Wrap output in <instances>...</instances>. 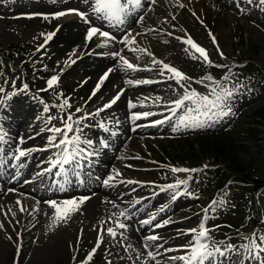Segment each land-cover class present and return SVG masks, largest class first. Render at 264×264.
<instances>
[{
	"label": "rangeland",
	"instance_id": "rangeland-1",
	"mask_svg": "<svg viewBox=\"0 0 264 264\" xmlns=\"http://www.w3.org/2000/svg\"><path fill=\"white\" fill-rule=\"evenodd\" d=\"M149 1L141 0V7L129 24L134 10L131 5H128L124 22L118 23L94 13V0H0L2 162L15 173L18 162L12 156L16 150H31L21 163L31 165L28 172L33 174L36 166L29 155L37 147L20 145L18 132L23 131L21 127H27L32 135L36 130L48 139L52 133L47 129L63 128L61 118L71 115L74 132L69 133V137L79 135L82 140L92 142V147L84 143L79 145L84 152L77 156L78 166L66 165L76 173L77 180L84 183L85 189H93L92 194H96L101 189L111 192L119 188L127 192L131 201L152 195L151 201L154 200L143 213L163 214L150 222L145 233L159 237L154 243L159 244L160 251H165L173 262L178 259L172 257L188 254L183 250L193 240L188 230L198 229L200 222H205L213 233L211 243L224 249L233 245L240 250L217 256L211 264H234L242 252L241 246L249 242L247 237L253 233L264 235V192L256 196L249 185L251 179H264V5L259 0L251 4L247 0ZM70 10L84 13L86 19ZM59 12L69 14L53 18ZM141 14L144 21L134 26ZM91 27L108 32L113 39L105 40L96 35L87 40ZM48 34L54 35L46 42ZM189 37L207 50L211 65L193 52L197 58L190 59L195 65L181 71L191 79L178 84L171 73H162V68L169 62L168 56L181 53V50L189 55L192 50L186 52L188 46L182 42ZM176 42L181 43V47H177ZM121 58L134 69H128ZM26 61L37 70L28 69ZM137 66H142V70H137ZM105 74L107 79L93 95ZM54 75L59 76V83L48 89L47 81ZM207 76L217 83L205 79ZM225 76L229 79L224 80ZM109 78L112 82L106 88ZM218 84L233 92L228 101L232 109L230 115L218 118L217 109L210 111L211 119L200 116L204 121L201 127L177 128L180 117L188 115L189 109H193L191 115H199L196 106L185 101L175 115L171 111L165 118H151L161 112L157 109L159 105L171 106L186 92L196 91L214 100L212 89L219 92ZM105 88L106 92L101 93ZM47 91L54 93L58 100L51 102L48 96L44 97L42 93ZM118 94L120 98L116 103L105 107ZM65 99L70 107L59 108ZM45 106L48 112H44ZM134 116L139 118L133 119ZM49 117L56 119L46 123ZM76 120L80 121L79 125L75 124ZM77 128L79 131H75ZM56 154L54 151L49 160H54ZM90 165L99 166L94 169L97 172L92 167L88 169ZM172 168L197 171L173 173ZM115 173L122 176L121 182L114 180ZM178 180L188 183L175 190L168 188ZM154 183L158 187H154ZM161 200L169 202L161 203ZM212 201L217 203L210 207ZM18 204L17 211L21 210L24 215L28 206L24 200H18ZM170 205H173L171 209ZM31 207V212L40 211ZM142 208L135 207L132 215ZM111 209L107 214L125 224L126 230L112 228L117 233L113 239L106 232L107 227L103 230L105 225H98L97 219L92 225L93 240L103 239L101 251L117 253L124 246H132L136 237L131 235L133 228L129 217L121 216L117 207ZM104 212L88 213V216L93 220L95 217L102 219L106 216ZM172 215L175 221L168 224ZM86 216L76 215L84 223ZM19 217L16 212L6 222L1 220L3 231H14ZM77 230L81 232L80 225L74 233ZM32 234L39 236L38 232ZM19 238L23 245L20 252L13 246L7 258H0V264H35L37 260L40 264H71L70 255L59 260L39 258L37 253H41L43 243L30 241L29 237ZM72 242L75 243L74 238ZM94 246L92 242L77 250L78 263L85 261ZM103 259L104 255L97 253L89 264H98ZM248 260L251 264H264V253Z\"/></svg>",
	"mask_w": 264,
	"mask_h": 264
},
{
	"label": "bare ground",
	"instance_id": "bare-ground-1",
	"mask_svg": "<svg viewBox=\"0 0 264 264\" xmlns=\"http://www.w3.org/2000/svg\"><path fill=\"white\" fill-rule=\"evenodd\" d=\"M139 19L140 21L137 19L134 26H137L140 22L144 21V16L141 14ZM58 43H60L59 40L57 41V44ZM176 46L181 47V43L176 42ZM56 50H58L57 47ZM190 58V55L182 53L181 50V53L168 56L170 63L168 62L167 64L175 65L180 71H187V69L190 70V67L195 65L194 61ZM137 67V70H142V66ZM165 76L168 75L166 74ZM107 81L108 83L106 88L110 87L112 79L109 78ZM106 88L101 93L106 92ZM173 105H159L157 109L161 110V112L153 114L151 118H165L169 113H171ZM21 128L23 131L18 132L20 145L28 144L37 147L32 155H29L31 161H34L35 163L36 170L33 174L29 173L28 169L31 165H22L21 161L24 158L23 157L20 161H16L18 162V172L14 173L11 169H9V167L2 164V156L0 153V258H2V256L7 258L12 251L13 246H15L16 250L20 252L23 245L21 244L19 237H23V240L28 239L29 237L30 241L37 240L40 243H43V246L40 248L41 253H37V256H39V258L45 256L47 260H59L70 255L69 261L71 264H81V260L80 263H78V258L76 256L78 253L77 250L80 249V247L89 246L90 243L94 242V256L99 253L103 254L105 257V259H103L104 261L98 264H182L179 260L173 262L171 257L167 255L165 251H160L159 244L154 243V241L147 240V237L151 235H149L150 233H145V228H148L150 223L145 224L143 222H152L155 219H160L163 214L158 213L157 211L145 214L143 213L151 206L154 200L153 199L151 201L152 195H147L138 201H131L129 200L127 192H124L119 188L118 190L115 189L111 192L101 189L96 194H88V192L82 189L80 183L77 182L75 172L70 170L71 167L65 166L67 169L66 175H68L65 179L57 176L59 173V167L53 168L50 172L45 171L46 169L51 168L49 159H51L52 153L60 150L50 146L48 144V139H44L43 136L37 134L36 130L34 132L35 135H32V133H29V129H27V127L22 126ZM132 169H137L134 171H138V168ZM114 180L121 182L122 176L119 173H115ZM59 186H62L63 188L58 190L56 193V190L58 189L57 187ZM71 186L74 187L72 188ZM116 187L117 185H115V188ZM68 188H70V190ZM40 190H43V193L39 194L38 191ZM21 192H27L29 194L22 195ZM57 194H62L63 196H57ZM81 194L87 195V197H81ZM61 198H64V201H79L83 199L85 200V203L80 207V210L69 217L67 221L58 222L54 225L52 219L54 216V210L49 206V203L57 202L58 204H62L64 201L61 200ZM18 200H24L25 205L28 206V210L24 215L21 214V210L17 211L19 210V204L17 206ZM166 201L168 200H161L160 202L165 203ZM31 206H35L37 208L36 210L40 211L31 212ZM137 206H143V208L138 209V211L132 215L131 211ZM172 206L173 205H170L168 208L171 209ZM111 207H117L121 212H124L126 216L129 217L133 228L131 235L136 237V241L132 244V246H124L117 253L104 250L101 251L104 244L103 239H101L103 242L99 245V247H96L98 240L97 237L95 241L93 240V221L98 219L97 222L100 227L105 225L103 230L106 229V227L108 230L109 228L112 229L117 226L118 222L107 214L112 212ZM103 210L106 212H104L106 216H103L102 219L95 217L93 220L91 216H88V213L89 215H92L99 212L101 213ZM16 212L17 216L20 217L18 225L14 227V231L13 229L8 231V233L6 230L3 231L4 226L1 220L6 222V219L15 216ZM78 213L87 215L86 223L80 221L81 219H77L76 215ZM168 221V224L174 222L175 215H172ZM200 223H204L205 226L207 225L205 222ZM79 225L81 232H78L77 230V232L74 233L75 228ZM32 232H38L39 236L32 234ZM151 232L153 233V230ZM209 235L210 241H212L211 238L213 233L210 229ZM73 238L75 243L72 242ZM210 241L209 243H211ZM145 245H147V248H145ZM221 249L224 248L222 247ZM148 251H152L155 254V260L148 257ZM38 261L39 260H37L35 264H40ZM235 264H247V262L237 259Z\"/></svg>",
	"mask_w": 264,
	"mask_h": 264
},
{
	"label": "snow or ice",
	"instance_id": "snow-or-ice-1",
	"mask_svg": "<svg viewBox=\"0 0 264 264\" xmlns=\"http://www.w3.org/2000/svg\"><path fill=\"white\" fill-rule=\"evenodd\" d=\"M87 2V0H85ZM152 2H155V0H152ZM253 0H247V3L251 4ZM259 3L261 5H264V0H259ZM128 5H131L133 9H139L141 7V0H126L125 2H122V0H94L93 5V12L98 14L101 18L107 19L109 21L115 20L118 23H123L124 18L127 16L129 12ZM71 12H74L76 15H79L81 19H86L85 14L82 12H79L78 10H70ZM69 13L66 12H59L56 13L53 18H59L64 15H67ZM45 19H48V17H44ZM54 34H48L45 37L46 42L48 40L52 39V36ZM99 35L103 37L105 40H111L113 37L106 31H101L97 27H91L87 32V40H91L94 36ZM211 36V33H209ZM213 43H216L215 38L212 37ZM184 44H186L188 47L185 48L186 52H189V49L192 51L189 52V55L196 59L197 57L195 55H192V53L198 54L199 57L203 59L204 62L211 65V61L209 60V56L207 53V50L201 46H199L196 42H194L191 37H189L186 40L182 41ZM127 43V40L125 41ZM134 43V41H133ZM222 55V53H221ZM123 60V58H121ZM73 63L75 61H72ZM156 63H163L162 61H155ZM123 64L128 69H134V66L129 63L126 60H123ZM163 71H167L168 73H171V78H174L176 82L179 84L181 81L184 80H190L191 78L182 73L177 68L168 65L163 64L162 73ZM107 79V74H105L104 77L101 78V80L96 85V88L93 92V95H95V92L100 90L101 85L104 83V80ZM205 79L212 81L214 84L217 82L213 80L211 76L205 77ZM229 79L227 76L224 77V80ZM59 83V76H52L47 81V87L48 89H52L55 86H57ZM131 83V81H129ZM145 83H148V81H145ZM220 88V91L217 92L216 88H213V94L215 95V99H209L208 96H202L196 91H191L190 93L186 92L183 98L178 99L174 102V108L172 109L173 114L175 115L176 109H180L185 105V101H191L193 105H195V111L199 113L198 116L191 115L193 109L188 110V115L181 116L179 121L177 122L176 127L179 128L181 126L188 128V127H201L203 126L204 121L200 119V116H204L206 119H211L212 116L209 114L211 112H215V110L219 109V112H216V115L218 118H223L231 114L232 109L229 105L228 101L231 99L233 92L230 89H226L223 87L222 84L217 85ZM27 90V86H25L24 91ZM119 94L114 97L109 104L105 105V107H111L112 104H115L116 101L119 99ZM65 107H70L68 104V101L65 99L64 102L59 105V108L63 109ZM130 107H134V105L130 104ZM49 108L45 106L44 112H48ZM79 111V109H77ZM98 114V113H97ZM138 116H134L133 119H138ZM52 119H56V117H49V120L46 121V123H50ZM63 123V128L59 127H50L47 130L52 133L51 136L48 137V144L60 151L57 152L56 158L54 160L49 161L51 164V168L46 169L45 171H51L53 168L59 167V174L60 175H66L67 169L65 168L66 165L72 166L73 164L79 165V160H77V156L82 155L84 150L79 148V145L81 143H84L88 145V147H92V142L89 140H82L79 135H73L69 137V133L74 132V124H73V118L71 115L67 116V119L61 118ZM159 123H164V121H159ZM76 125L80 124L79 120L75 121ZM75 131H79V129H75ZM57 137H60L59 140H57ZM4 136L2 132H0V143H3ZM107 145H105L106 147ZM31 150H29L30 152ZM29 152H26L22 149H17L16 153L12 156V159L16 161H20L21 158L25 157L29 154ZM88 155H92L94 153H87ZM171 171L173 173H188V172H195L196 169H187V168H172ZM109 179H113L110 177ZM107 184V181H105ZM188 183L187 180H178L175 184L168 185L169 189H178L182 185L186 186ZM85 203V200H67L64 201L62 204H58L57 202H50L49 206L54 210V216H53V222L54 225L58 222H65L74 215L76 212L80 210V207ZM217 201H212L211 206H215ZM222 203V201L220 202ZM121 216H126L124 212L120 213ZM127 218V217H126ZM143 223L148 224L150 221H144ZM167 223V222H165ZM162 226V225H158ZM117 227L120 229L126 230L127 226L123 223H118ZM107 233L109 236H111L113 239L116 238L117 233L115 230L109 228L107 230ZM188 235L193 237V240L189 241V244L184 246V251L187 252V255H181L179 257H172V259L182 262V264H211V261L215 259L217 256H224L227 253L231 252H239L235 246L228 245L225 249H221L219 247L215 246V243H209L210 241V235H209V229L204 225V223H201L197 228L189 229L187 232ZM159 237L152 235L147 237V240L150 241H156ZM248 243L241 246L242 253L241 258L242 260H246L248 258H256L259 257L262 253H264V235H257L256 233H253L251 237H247ZM103 241L98 237L96 247H99V245ZM145 248H147V245H145ZM95 255V248L88 254L85 261L82 262V264H89V262L92 260L93 256ZM147 255L149 258L155 260L156 256L152 251H148Z\"/></svg>",
	"mask_w": 264,
	"mask_h": 264
},
{
	"label": "trees",
	"instance_id": "trees-1",
	"mask_svg": "<svg viewBox=\"0 0 264 264\" xmlns=\"http://www.w3.org/2000/svg\"><path fill=\"white\" fill-rule=\"evenodd\" d=\"M237 174H240V172L236 171ZM250 185L254 187V190L258 193L264 189V179H252L250 181Z\"/></svg>",
	"mask_w": 264,
	"mask_h": 264
}]
</instances>
